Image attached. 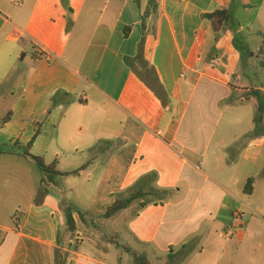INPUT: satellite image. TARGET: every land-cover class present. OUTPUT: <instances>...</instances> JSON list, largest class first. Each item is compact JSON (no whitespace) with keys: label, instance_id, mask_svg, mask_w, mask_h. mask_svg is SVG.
Listing matches in <instances>:
<instances>
[{"label":"crops","instance_id":"crops-1","mask_svg":"<svg viewBox=\"0 0 264 264\" xmlns=\"http://www.w3.org/2000/svg\"><path fill=\"white\" fill-rule=\"evenodd\" d=\"M152 1L146 14L149 0H67L68 28L61 0H0V99L12 100L0 160L26 161L19 142H34L46 164L80 170L60 180L92 182L100 215L125 195L151 197L106 220L115 233H90L76 213L69 233L57 187L73 184L19 185L2 164L0 264H54L58 243L64 264H134L104 235L148 264H264V116L254 131L256 102L245 99L264 94V0H239V29L224 25L216 41L202 15L231 0ZM239 37L250 57L242 71ZM138 51L160 87L133 62ZM18 61L15 94L6 83ZM243 241L262 250H240Z\"/></svg>","mask_w":264,"mask_h":264},{"label":"trees","instance_id":"trees-1","mask_svg":"<svg viewBox=\"0 0 264 264\" xmlns=\"http://www.w3.org/2000/svg\"><path fill=\"white\" fill-rule=\"evenodd\" d=\"M61 3L64 9L66 10L67 19H68V28H69L71 26V20L69 17L71 10L68 7L67 0H61ZM239 6H240L239 0H231V4L228 8L219 9V10H216L215 12L202 15L203 19H206L210 22L214 41L217 40L222 27L226 24L230 25L234 32H236L239 29V24L234 19V15H233V11ZM155 10H156V6L153 4L152 0H149L148 9L146 11V14H148L149 11H155ZM128 30L129 28H126V32ZM133 62H137L140 68L144 70L145 73L154 80L157 86L160 87L159 82L155 76L154 70L148 67L147 63L143 59L141 51H138V54L133 58ZM130 66H132V64H130ZM245 99L248 101L254 99L256 102L255 114L253 117V124H254V131H255V129L258 128L262 124V119L264 116V94L258 90H251L246 94ZM52 101H55V97L52 99ZM9 117L10 116L6 115L2 119V123H6ZM16 145L17 144H15V146ZM31 145H32V142H29L25 147L20 148L21 149L20 152L22 156L28 159L29 161H31L35 165L36 169L42 174L41 184L44 187H48L50 185L56 184L57 179L60 177H65V176H70V175L77 176L79 174L80 170H76L70 173H62L59 170H57L56 162L46 164L43 158L31 155L29 153V149ZM251 183H252V179H249L247 181L246 190H247V187H249ZM141 196H143V193L140 191H137L135 193L130 194L128 197L117 199L110 207L106 209L104 214L101 215V218L103 220H108L114 217L120 211L128 208L135 200L139 199ZM141 205L143 204L141 203ZM61 207H62V210L63 208H65L63 212H64V220H65V226L67 228V231L69 233H74L76 230V226H75V222L73 219V213H76L79 217H81L80 219H83V214L80 212L73 211V209L70 206L65 207L64 205L61 204ZM114 237L115 239H118V236L115 235ZM107 240L109 242L111 241L110 238H108ZM112 243H114L117 247L122 248L126 253H128L132 257L135 264H148L147 259L143 255L136 253L128 249L125 246H122L117 241L112 242ZM54 256L56 257V262L54 264H64V261L66 258L65 253H62L61 251H58V250H54Z\"/></svg>","mask_w":264,"mask_h":264},{"label":"rangeland","instance_id":"rangeland-1","mask_svg":"<svg viewBox=\"0 0 264 264\" xmlns=\"http://www.w3.org/2000/svg\"><path fill=\"white\" fill-rule=\"evenodd\" d=\"M257 31H258V28L254 27V29L251 30L249 37L251 39L250 41L252 42L253 51H255V56H260L258 54V52L256 51V48H257L256 46L259 45L258 43L260 41H263V36H260V34H258ZM238 46L240 47V49L242 51V61H241V65H240V70L242 71L245 68V66L247 65V63L250 62L249 61L250 57L247 54L246 50L243 48L244 46L241 42L240 37L238 38ZM20 65H21L20 61L16 62V65L14 68L15 70L13 71L12 76H10L11 78L9 79L8 83H6V86L12 87L15 94H17L18 88L20 87L21 82H22L21 79L24 76L23 71H21V72L19 71ZM136 70H137V68H136ZM11 102H12V100L9 97L6 100H4L2 98L0 99V125H1L2 119L5 117L6 109H7L8 105L11 104ZM242 116L244 118L242 117L241 124H244L245 119H246V115H242ZM243 120H244V122H243ZM36 130H37V128H36ZM18 133H22V132H18ZM2 134L3 133H0V135H2ZM1 142H4L2 139V136H0V143ZM10 142L13 144V141H10ZM29 142H30V140H29ZM29 142L21 141L19 143L26 146ZM33 143L34 142H32V145H33ZM47 143L48 142L46 141V139H44V138L40 139L37 143L36 148L38 150H42L45 148ZM32 145H31V147H32ZM31 147L29 149L30 154H31ZM17 150H19V149H17ZM2 164H12V167L9 166L7 169L9 172H11V173L13 172L14 177H17L19 179V182H18L19 185H23L25 183V180H30V182H32L33 184H36L38 179L40 177H42V174L36 169L35 165L31 161L30 162H29V160L27 161V159H26V161L25 160L23 161V159H17V158L9 159V158L5 157V158L0 160V166ZM0 170H1V167H0ZM23 173H25V177H23ZM65 180H67V181H65ZM92 181L96 182L95 180H92ZM57 182H58V184H60L62 182H69V183L73 184V186H72L73 190H68L67 188H63L61 186V184L57 187L58 188L57 190L59 191V195H60V201H61L60 206H61V204L64 205L65 207L70 206L73 209V211L85 214L88 218L87 219L84 218V220L88 221V222L91 221L90 223L93 226V228L90 227L91 229H88L90 231V233L96 234L93 232V231H95L97 233H102V234L104 233L106 235H110L112 233H115V231H117L118 224H115L112 222H109L106 224L105 223L106 220H103L101 218V215L98 214L97 210H95V209L93 210V208L91 207V203H92L93 197L95 195L96 187H94L92 182L90 185H87L86 184V178L84 175H82V177L80 179L68 178V179H61L60 180V178H58ZM128 196H129V194L125 195L124 197H128ZM141 200L150 201L151 197L143 195L139 199L135 200L134 202L138 203ZM64 209L65 208H63V210ZM104 224H105V226L103 227L102 225H104ZM92 229H94V230L92 231ZM79 233H80V237L84 239L85 243H87L86 237H88V236L84 235L82 233V231H80ZM106 235H104V239H106V241L108 238L111 239L110 242L115 241L114 236L106 237ZM117 242H118V240H117ZM118 243H120V242H118ZM231 244H233V246H236V242H234V241ZM58 247H59L58 251H61L62 253H64L63 246H61V244L59 245V243H58ZM240 250H247V251L259 250L260 251V250H262V248H257V246H252L248 242L247 243L244 242L241 244ZM263 250H264V248H263ZM132 262L134 263L133 259H132Z\"/></svg>","mask_w":264,"mask_h":264},{"label":"built area","instance_id":"built-area-1","mask_svg":"<svg viewBox=\"0 0 264 264\" xmlns=\"http://www.w3.org/2000/svg\"><path fill=\"white\" fill-rule=\"evenodd\" d=\"M233 220L237 223L241 221V214L239 212H236L233 214Z\"/></svg>","mask_w":264,"mask_h":264}]
</instances>
